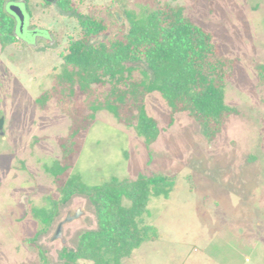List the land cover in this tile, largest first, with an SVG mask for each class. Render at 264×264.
<instances>
[{"label": "rangeland", "instance_id": "374dc122", "mask_svg": "<svg viewBox=\"0 0 264 264\" xmlns=\"http://www.w3.org/2000/svg\"><path fill=\"white\" fill-rule=\"evenodd\" d=\"M73 4L102 17L111 35L120 34L125 9L181 6L190 20L213 34L220 54L234 64L224 87L233 112L210 138L188 111L176 112L171 122L170 108L158 92L145 98L147 112L157 121L152 140L106 108L89 120L90 105L103 101L110 85L93 84L85 91L76 85L70 93L56 81L61 52L71 38L80 37L79 24L53 2L30 0L29 23L47 38L0 43V264L59 263L65 246L75 249L83 232L97 228L87 195L74 193L58 201L65 177L101 185L139 174L169 176L170 191L152 195L145 215L158 237L144 242L123 264H264V0ZM43 96L47 99L37 102ZM130 110L123 105L121 113L131 115ZM63 149L70 151L65 177L55 166ZM52 199L58 201L56 212L43 223L35 214L49 208ZM78 209L81 215L64 225V245L54 232ZM78 263L95 264L84 258Z\"/></svg>", "mask_w": 264, "mask_h": 264}, {"label": "trees", "instance_id": "16d2710c", "mask_svg": "<svg viewBox=\"0 0 264 264\" xmlns=\"http://www.w3.org/2000/svg\"><path fill=\"white\" fill-rule=\"evenodd\" d=\"M15 1L18 0H0L2 46L17 41L16 18L7 6ZM23 1L31 13L30 0ZM56 6L77 18L81 32L61 52L63 62L55 74L56 81L65 84L70 93L76 85L83 91L93 84L110 85L106 98L90 105L89 120L97 110L106 108L152 140L158 135L157 121L147 112L145 98L158 92L170 108L171 122L176 112L188 111L208 138L221 131L233 112L225 101L224 87L234 64L220 54L213 34L190 20L181 6L164 4L144 7L139 12L125 9L119 35L110 34L102 17L80 12L73 0H56ZM135 72L140 73L139 78L135 79ZM45 99L40 97L37 102ZM123 105L131 109V115L121 113ZM82 129L79 127L71 135L76 136ZM69 152L63 149L55 163L59 176L65 177ZM168 178L139 174L134 179L113 178L101 185H88L72 176L65 177L58 201L74 193L87 195L95 207L98 226L83 232L75 249L65 246L60 253L62 261L55 264H79L81 258L95 264H123L144 242L158 237L157 227L146 222L145 215L152 195L170 191ZM58 201L52 199L41 215L38 209L33 212L41 222L48 223ZM42 264L52 263L44 260Z\"/></svg>", "mask_w": 264, "mask_h": 264}, {"label": "flooded vegetation", "instance_id": "af4514ba", "mask_svg": "<svg viewBox=\"0 0 264 264\" xmlns=\"http://www.w3.org/2000/svg\"><path fill=\"white\" fill-rule=\"evenodd\" d=\"M18 2H23L21 5H22V10L24 12L25 18H24V23L22 24V26H20L19 20L17 19V17H15L16 18L15 33H16L17 40L22 41L26 44H33L32 42H30L31 40L38 41L40 39H46L47 36L41 29H38L34 25H30L29 13L27 12L26 4H24L23 0L9 2L7 6H9L11 3H18Z\"/></svg>", "mask_w": 264, "mask_h": 264}, {"label": "water", "instance_id": "95a60500", "mask_svg": "<svg viewBox=\"0 0 264 264\" xmlns=\"http://www.w3.org/2000/svg\"><path fill=\"white\" fill-rule=\"evenodd\" d=\"M48 1L53 2L56 5V0H48ZM22 3L23 2L11 3L8 6L9 10L19 20L20 26H22V24L24 23V18H25L24 12L22 10V5H21ZM2 123H3V119H0V128L2 127ZM80 215H81V211L78 209V210H76V212L74 214H69L65 219L61 220L57 225V228L54 232L53 238L54 239H61L62 243L64 245H66L67 244L66 238L63 235L64 225L66 223L73 221L74 219L78 218Z\"/></svg>", "mask_w": 264, "mask_h": 264}]
</instances>
